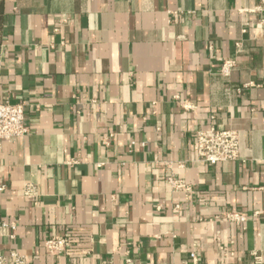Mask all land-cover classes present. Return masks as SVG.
I'll return each mask as SVG.
<instances>
[{
	"label": "crops",
	"instance_id": "1",
	"mask_svg": "<svg viewBox=\"0 0 264 264\" xmlns=\"http://www.w3.org/2000/svg\"><path fill=\"white\" fill-rule=\"evenodd\" d=\"M222 60L236 62L227 78ZM5 101L23 105L28 133L0 150V221L15 225L3 254L264 264V0H0ZM210 124L239 134L237 161H199ZM59 237L71 248L49 256Z\"/></svg>",
	"mask_w": 264,
	"mask_h": 264
},
{
	"label": "built area",
	"instance_id": "2",
	"mask_svg": "<svg viewBox=\"0 0 264 264\" xmlns=\"http://www.w3.org/2000/svg\"><path fill=\"white\" fill-rule=\"evenodd\" d=\"M238 47V45H237ZM236 67L234 60L220 61L219 74L227 78ZM181 108L184 111L192 110L190 105L183 103ZM24 107L22 104L0 103V150L4 143H10L16 139L23 138L28 131L24 126ZM196 154L201 163L214 167L219 164L234 162L239 159L241 150L240 136L233 130H218L212 124L204 130L195 132ZM166 184L173 194H181L185 201L192 199V188L185 181L167 177ZM6 191L5 185L0 184V194ZM24 195L28 198L35 196V190L29 186L24 189ZM175 209H178L175 207ZM225 220L236 225L246 222V217L237 213H228ZM15 225L6 221H0V236L14 239ZM44 249L49 256H57L66 253L72 246L69 239L59 237L46 240L43 243ZM226 252V249H224ZM193 264L197 263L195 254L190 255ZM130 264V261H126ZM0 264H27L26 259L16 251H9L7 255L0 251Z\"/></svg>",
	"mask_w": 264,
	"mask_h": 264
}]
</instances>
